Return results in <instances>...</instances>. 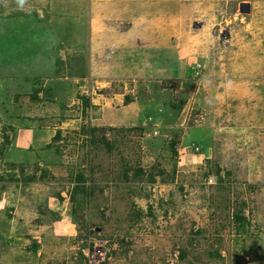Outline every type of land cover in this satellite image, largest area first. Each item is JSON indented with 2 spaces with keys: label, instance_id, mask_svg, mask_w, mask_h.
<instances>
[{
  "label": "rangeland",
  "instance_id": "obj_1",
  "mask_svg": "<svg viewBox=\"0 0 264 264\" xmlns=\"http://www.w3.org/2000/svg\"><path fill=\"white\" fill-rule=\"evenodd\" d=\"M0 264H264V0H0Z\"/></svg>",
  "mask_w": 264,
  "mask_h": 264
},
{
  "label": "built area",
  "instance_id": "obj_2",
  "mask_svg": "<svg viewBox=\"0 0 264 264\" xmlns=\"http://www.w3.org/2000/svg\"><path fill=\"white\" fill-rule=\"evenodd\" d=\"M227 41H228V39H226V41H224L225 45H223L222 48H225V47H226ZM153 121H154L153 117L149 116V117L146 118V120L144 121L143 126H144V127H145V126H148L147 124L150 125V124L153 123ZM153 134H154V136L157 135L156 132H154ZM198 150H199V148H198V147H195V151L197 152ZM209 180H210L209 182L211 183V179H209ZM95 256H96V255H95ZM101 257H102V255H99V256H97L96 259H99V260H100ZM174 258L177 259V254L174 255Z\"/></svg>",
  "mask_w": 264,
  "mask_h": 264
},
{
  "label": "clouds",
  "instance_id": "obj_3",
  "mask_svg": "<svg viewBox=\"0 0 264 264\" xmlns=\"http://www.w3.org/2000/svg\"><path fill=\"white\" fill-rule=\"evenodd\" d=\"M16 4L20 10H23L25 6L28 4V0H16Z\"/></svg>",
  "mask_w": 264,
  "mask_h": 264
},
{
  "label": "water",
  "instance_id": "obj_4",
  "mask_svg": "<svg viewBox=\"0 0 264 264\" xmlns=\"http://www.w3.org/2000/svg\"><path fill=\"white\" fill-rule=\"evenodd\" d=\"M241 7H245L246 9L244 10V11H242V12H244V13H248L249 12V7H248V5H245L244 3L241 5Z\"/></svg>",
  "mask_w": 264,
  "mask_h": 264
},
{
  "label": "trees",
  "instance_id": "obj_5",
  "mask_svg": "<svg viewBox=\"0 0 264 264\" xmlns=\"http://www.w3.org/2000/svg\"><path fill=\"white\" fill-rule=\"evenodd\" d=\"M151 180V179H150Z\"/></svg>",
  "mask_w": 264,
  "mask_h": 264
}]
</instances>
